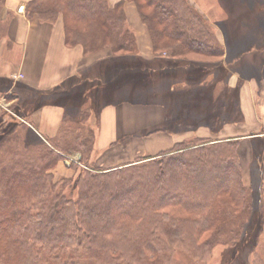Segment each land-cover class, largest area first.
Returning a JSON list of instances; mask_svg holds the SVG:
<instances>
[{"label":"trees","instance_id":"trees-1","mask_svg":"<svg viewBox=\"0 0 264 264\" xmlns=\"http://www.w3.org/2000/svg\"><path fill=\"white\" fill-rule=\"evenodd\" d=\"M125 1L135 4L153 52H169L176 61H151L140 55L125 16ZM4 4L0 0V21ZM26 16L48 23L61 18L66 45H80L84 55L109 49L113 55L100 65L114 60L108 79L121 76L115 78L121 86L132 83V69L146 71L152 62L158 68L146 84L186 74L170 70L177 60H184L185 69L191 64L196 78L183 86L192 94L184 98L174 94L183 106L190 102L199 106L196 101L206 100L207 95L212 103L214 89L207 80L213 61L189 62L186 54L218 57L217 66L225 71L221 43L205 15L189 0H120L113 5L108 0H29ZM12 109L19 113L16 105ZM202 114L189 113L179 121L197 127L209 120L213 132V119L218 116ZM88 115L89 109H83L75 119L85 122ZM10 118L6 112L0 116V125L5 124L0 134V264H86L85 259L129 264L131 258L155 264L159 256L167 259L175 253L174 264H208L218 246L240 241L254 209L264 204L259 195L254 208V193L241 176L236 140L192 136L168 151L142 155L139 163L102 169L89 161L95 153L90 125L81 121L76 129L61 125L54 137L42 138L32 124ZM26 126L41 142L33 154L17 145ZM72 152H79L78 161L89 169L77 168L71 178L53 180L51 170L60 156ZM260 179L264 193V176ZM256 241L254 237L248 246L251 262L243 257V264H264V240L258 245ZM219 255L225 264V254ZM124 256L129 261L121 260Z\"/></svg>","mask_w":264,"mask_h":264},{"label":"crops","instance_id":"crops-1","mask_svg":"<svg viewBox=\"0 0 264 264\" xmlns=\"http://www.w3.org/2000/svg\"><path fill=\"white\" fill-rule=\"evenodd\" d=\"M28 1L5 0V8L8 11H13L14 16L6 32L0 36V81L8 83L6 85L9 88L6 91L14 92L12 100L16 99L18 102L23 99L26 103V97L33 99V105L28 112H26L27 105L19 107V109H23L21 111L27 120L25 122L29 125L32 124L34 130L39 131L42 138L54 137L67 117L80 125L82 120L80 119L81 122L76 120L75 115L83 109H89L86 124L90 126L94 124L95 127V152L121 148V144L124 143L128 150L135 151L134 148L137 149L140 146L144 153L155 155L170 150L175 143L183 141L193 134L198 137H208L212 133L213 139L236 140L238 142L237 149L241 160L243 180L246 179L247 173L245 174V172L249 170L248 166L255 169L258 175L263 173L264 151H261L258 146V152H253V139H264V109L261 115H258L256 111L257 96L259 98L262 95L264 100V76L259 78L260 82H256L250 78H240L237 73V75H230L227 81L226 79L223 81L231 90L238 84V80L242 82L238 89L237 100L240 111L238 113L241 116L235 121H224L221 128H215L213 132H210L205 126H198L191 130L178 126L179 129L170 132L154 128L167 120L165 118L167 111L159 104L135 106L128 102L110 103L102 105L100 113H97L98 107L95 110V106L87 102V95L91 94L94 99L100 93L104 95L107 83H112L111 77L108 79L102 71L91 77L84 75L97 69L95 64L103 60L101 58L104 53L95 56L84 55L81 46L66 45L60 18L55 23H48L39 21L35 16L28 18L25 14L16 12L18 5L26 4ZM118 1L120 0H108L111 5ZM124 12L127 21L137 32L139 52L149 60L154 59L146 28L141 24L132 2H125ZM263 47V43L258 45L259 51L264 52ZM171 60L176 61L172 58ZM191 60V58L188 59L189 62ZM198 61L195 59V62L199 64ZM177 62L179 68L183 66L181 60H177ZM213 64H217V61L214 60ZM190 66L192 65L190 64ZM183 71L180 70V72ZM91 80H95L90 83L96 87L94 89L88 87L87 83ZM216 81L217 79L213 78V84ZM186 82L188 83V80L185 77L184 82L177 83L178 89L184 90L183 85ZM223 82L220 81V83ZM84 86L87 87L84 88ZM81 87L83 89L76 92L77 88ZM260 87L262 88L261 92L257 95L256 91ZM120 89L121 85L118 86L117 91ZM0 91H4L1 83ZM34 98L37 99L35 104ZM180 98H184V96ZM77 99L79 101H76ZM225 101V107L218 110L219 112L215 111L216 113H222L224 109H227V98ZM170 107L174 108L176 105ZM70 111L71 113H69ZM180 115L176 120L178 125L182 124L179 121ZM171 123L174 121L171 120ZM183 124L185 123L183 122ZM213 124L217 126L215 120H213ZM41 133L46 136L44 137ZM138 141L141 143H137ZM242 150L245 152L242 153ZM243 159H246L244 161L247 162L246 166L244 164V168ZM251 164L254 166L251 167Z\"/></svg>","mask_w":264,"mask_h":264},{"label":"rangeland","instance_id":"rangeland-1","mask_svg":"<svg viewBox=\"0 0 264 264\" xmlns=\"http://www.w3.org/2000/svg\"><path fill=\"white\" fill-rule=\"evenodd\" d=\"M189 2L193 6H195L200 12H202L207 18V20L210 22L213 31L216 35V38L221 43L226 54L222 62V66L223 68H225V71H222V69H220L217 66V64L215 65L213 64V67L208 66L212 73L207 77L208 82L209 80L210 81L212 80L213 82V78L217 79V81L213 84L214 86L213 102L212 103L208 102L209 95H207L205 97L207 101L203 99L196 101L198 102L199 106H195L194 102H190V104L186 106L179 104L178 106L171 108L170 106L173 107L174 105H177L179 103V99L176 100L174 97L175 92H177L178 95H180V97L183 96L185 97L188 94L190 96L192 94L189 90L187 91L181 89L179 90L178 89L179 85L177 83L184 82L185 77L187 78V80H195L194 78L196 77L191 74L194 73L193 71L194 69L192 70V66L191 68L185 69L184 63L182 64L184 67L181 66L180 68L179 66H177V64H175L174 67L173 66L170 67L171 71L182 73L180 72V70H184L187 73L185 75L178 74V75L163 76L160 78V80L154 83L147 82L146 84V79L155 72L156 68H158L157 66H153L154 64L152 62V64H150V67L146 71L143 72L138 71L136 73V70L132 69L130 74L132 83L121 86L120 91H117V89L118 86L121 84L119 83V80H115L114 82L108 83L106 85L105 88L106 93H104V95L100 93L98 94L99 95L98 98H97L98 95L96 96V99H94L93 97H89V99L86 98L87 102L90 105L95 106V110L98 107L97 113H100L102 105H106L110 103L121 104L122 102L123 103L128 102L135 106L136 105L148 106L151 104L153 105L159 104V106L160 105L163 106L167 111V114L165 115V118L167 120L164 123L155 126L154 128L168 132L179 129L178 126L180 128H185L189 130L196 128V126L194 125L189 127V125H185L183 124V122L182 124L178 125L179 123L177 124L176 120L178 119V115H180L181 113H182V115H180L181 117H183L186 114L194 113V112L199 113V117H202L200 116V114L202 113L203 114L213 113L215 116H218L216 122L220 123L217 124V126L212 125L213 130L215 128L216 129L221 128L220 126L223 125L224 121L226 120L235 121L240 118L239 116L241 115L240 113H238L240 111L238 109L237 100H238V89L242 82L238 80V84L235 86V88L231 90L230 87L227 86L223 81H225V79L227 81L230 75L232 74L237 75V73L239 75L238 77L240 78H244V79L250 78L256 82H260L261 79L259 78L264 76V52L259 51L260 49H258V45H260L261 43L264 44V0H189ZM133 6L135 7L134 3ZM20 7H23V9H20ZM16 12L26 15V4L18 5L16 8ZM13 16H14L13 11L10 10L8 11L5 8V4H4L3 12H2V21H0V36L6 32L8 25L13 19L12 18ZM130 29L135 33L136 41L138 43V39H137L138 35L137 32L135 31V28L132 25H130ZM138 48L139 47L137 45V49ZM152 53L154 59H150V60L155 61L156 59L158 60L159 58L160 59L171 58L169 52L166 51L155 54L152 49ZM100 54H103L104 59H109L113 55V53L109 49H104L103 51L100 52ZM140 55L142 54L140 53ZM186 56H187L186 59L191 58L192 59L191 61L193 62H195L196 59V61L199 60L198 62H203V63H209L211 61L214 60L217 61V59H219L218 57H214V56L213 57L202 56L194 53L186 54ZM185 57L181 59H185ZM100 62H96L95 64L97 69H95L93 72H87V75L85 74L84 76L91 77L93 76V74L102 71L105 73V77H108L109 69L111 70L112 65H114V60H107L106 61L107 64H101V65ZM170 62L173 61L171 60ZM179 65L181 64L179 63ZM118 66L119 64H116L117 69H119ZM170 70L169 67L165 69V71L167 72ZM126 76H128L127 73L125 74V77ZM134 77L136 78V85L133 83ZM115 78L119 79L122 77L114 76V79ZM114 79L111 77V81H113ZM221 80L223 83H220ZM94 81L95 80H91L87 83L88 87H90L91 89L96 88L93 84H90ZM0 83L3 90H5V91H0V110H1L0 116L2 115L3 112H6L7 114L9 113V116H11L9 121L13 119L23 122L27 121L25 118L20 117V114L23 115L22 112L23 109H21L22 110L21 111L19 107H24L25 105H27L28 108L26 109V112H28L31 109V106L33 105V99H29L28 97H26L25 98L26 103L24 102L23 99H20L18 102L16 99L12 100L14 97V92L12 90L6 91L9 88L6 85L8 83L5 81L3 82L0 81ZM67 85L69 86L70 84ZM86 87L87 86H84V88ZM82 89H83L82 87L79 89L77 88L76 92H80L79 90ZM261 89L262 88L260 87V89L256 91L257 95L260 94ZM114 90L115 92H113ZM6 95L8 96L11 95V96L10 98L9 97L6 98ZM262 97H263L262 95H260L259 98L257 96L256 111L258 115H261L264 109V100L262 99ZM226 98L228 105L227 109H224L222 113H216L215 111H218L222 107H225L224 102H226L225 101ZM34 100H35L34 101L35 104L37 99L34 98ZM76 101L79 100L77 99ZM15 105L19 109L18 112L20 114L17 112L16 113L13 112L12 108L15 107ZM91 109L94 110L93 108ZM69 113H71V111ZM69 119L70 118L68 117L66 118L65 122H63L62 124L63 127H70L75 129L80 128L79 124ZM181 119L182 118H180L179 120ZM171 120L174 121L175 124L171 123ZM4 121H5L4 123H7L8 119L7 121L6 120ZM209 122L210 121L208 120L207 122L201 123L199 126H205L206 128L209 129L210 132H212L211 129L209 128L210 125ZM84 123L86 124L87 122L85 121ZM4 125L5 124L0 125V134L2 133V128L4 127ZM93 125L91 127L94 129L95 127ZM36 133L39 135L40 132L36 131ZM36 133L27 126L25 130H22L20 132V136L18 139L19 141L17 145H19V148L22 152L33 154L37 149L40 148L41 142ZM42 135L44 137L46 136L44 134ZM192 136H194V134L191 135L190 137L189 136L186 137L185 141L190 140ZM203 138L213 139V134L211 133V136L203 137ZM137 143H141V142L138 141ZM253 144H254V150H253L254 153L258 152V146L261 151H264V139H253ZM121 145H122L121 148H116V149L110 148V149H105V151L102 150L95 152L94 155L90 156V160H89L91 161L90 163L95 166L98 165L100 166L99 168L102 169L113 168L115 166H118L117 164L126 163L129 165L131 163L132 164L139 163L138 158L146 154L144 153V151L141 150L140 146L137 149L134 148L135 151H131L130 149L128 150L126 148V145L124 143H122ZM237 147H239V144H237ZM244 152L245 151L242 150V153ZM66 154H67L66 156L62 155L60 156L61 158L59 157L60 159L57 162L56 166L54 167V169L51 170L53 180L55 181L57 180L59 181L61 178H71L72 175L74 174L75 169L77 168L80 169L88 168L84 165L83 163L84 161L83 162L78 161L79 152H72ZM246 159H243L242 161L243 168H244V164L245 166L247 164V162L244 161ZM240 165H241V160H240ZM253 166L254 164H251V167ZM247 168L249 169L247 172H245L246 168L244 169L245 174L246 173L247 174H246V179H244L243 182L246 185H249L254 193V208H255V204L256 201L258 200L259 195L264 200V193L260 191L261 180H263L260 178L264 176V171L261 175H258L255 169L250 168V166H248ZM241 176H242V172H241ZM256 210L254 209L252 218L247 222V227L248 226L249 227L247 228L245 234H243L244 236L242 235L240 241L235 243L233 246L231 245L218 246L217 249L214 250V261L212 255L211 260L208 264H222V262L219 260L220 252L225 254V259H226L225 264H243V262L241 261L243 257L246 258V263L251 262L252 259H250V257L252 254L251 251L249 250L250 248H248L250 242L254 237H257V241H256L257 245L261 243L262 240H264V204L263 206L259 207L257 211ZM245 246L247 247V250L244 252ZM184 247L185 245L182 244L181 248ZM166 250L167 249L161 251L160 255ZM175 255H177V253L171 254V256H169L167 259H165L164 257L161 259V257L159 256V261L156 262L155 264H174L173 259L174 257H176ZM124 259L127 260V257L124 256L123 259L121 260ZM232 259H234L235 261L234 260L232 261ZM83 262H85L86 264H100L99 262H95L94 260L91 259H85ZM129 264H140V263L139 261L135 260V258H131Z\"/></svg>","mask_w":264,"mask_h":264},{"label":"built area","instance_id":"built-area-1","mask_svg":"<svg viewBox=\"0 0 264 264\" xmlns=\"http://www.w3.org/2000/svg\"><path fill=\"white\" fill-rule=\"evenodd\" d=\"M20 9H23V7H20Z\"/></svg>","mask_w":264,"mask_h":264}]
</instances>
